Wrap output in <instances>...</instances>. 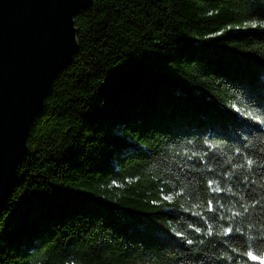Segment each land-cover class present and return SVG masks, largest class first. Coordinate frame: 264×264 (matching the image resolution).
I'll return each instance as SVG.
<instances>
[{
    "label": "trees",
    "instance_id": "obj_1",
    "mask_svg": "<svg viewBox=\"0 0 264 264\" xmlns=\"http://www.w3.org/2000/svg\"><path fill=\"white\" fill-rule=\"evenodd\" d=\"M75 20L0 264H261L264 0H93Z\"/></svg>",
    "mask_w": 264,
    "mask_h": 264
},
{
    "label": "water",
    "instance_id": "obj_2",
    "mask_svg": "<svg viewBox=\"0 0 264 264\" xmlns=\"http://www.w3.org/2000/svg\"><path fill=\"white\" fill-rule=\"evenodd\" d=\"M93 0H0V211L29 150L36 116L80 43L75 17Z\"/></svg>",
    "mask_w": 264,
    "mask_h": 264
},
{
    "label": "snow or ice",
    "instance_id": "obj_3",
    "mask_svg": "<svg viewBox=\"0 0 264 264\" xmlns=\"http://www.w3.org/2000/svg\"><path fill=\"white\" fill-rule=\"evenodd\" d=\"M216 190H219V189H216ZM248 256L250 257V259H252L254 261L259 259L258 256L253 255V253H251V252L248 253ZM261 264H264V261H261Z\"/></svg>",
    "mask_w": 264,
    "mask_h": 264
}]
</instances>
